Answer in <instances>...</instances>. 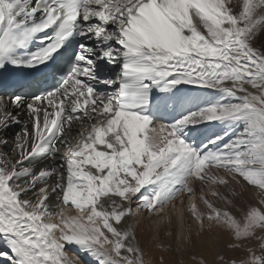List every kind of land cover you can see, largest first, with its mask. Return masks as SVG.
Segmentation results:
<instances>
[{"label":"snow or ice","instance_id":"snow-or-ice-1","mask_svg":"<svg viewBox=\"0 0 264 264\" xmlns=\"http://www.w3.org/2000/svg\"><path fill=\"white\" fill-rule=\"evenodd\" d=\"M233 182L242 217L203 191ZM182 194L201 230L264 229V0H0L5 264H146L125 218Z\"/></svg>","mask_w":264,"mask_h":264},{"label":"rangeland","instance_id":"rangeland-1","mask_svg":"<svg viewBox=\"0 0 264 264\" xmlns=\"http://www.w3.org/2000/svg\"><path fill=\"white\" fill-rule=\"evenodd\" d=\"M233 187L236 192L239 193V195L235 197L231 196V194L221 186L219 191L223 192L225 195H228L230 199H233L235 207H230L229 210L232 211L233 214H235L237 217H242L243 214L247 211L249 205L259 206L258 201L260 197L256 194V189L246 184L244 187H240L239 185L235 184V182H233ZM178 197H176V199L173 201L176 202L178 200ZM188 201L189 199L187 198L185 200V211L187 216L189 217V220H186L185 225H183V223L181 225L184 228L186 227V225L190 228L196 226L199 227V225L195 223L192 216L190 215V212L188 211L190 205V201ZM219 204L222 207L225 206L222 201L219 202ZM164 205L161 206L163 210L160 212H149L147 210H143L137 212L135 216H131V220L134 224L135 229L137 218H142V216H144V219L146 220V222H148V220H153L154 218L158 219L159 215H162L164 213L166 214L167 211H173L174 207L167 208L164 207ZM199 206L203 207L202 204ZM135 207L136 205L133 204V208ZM190 219H192L193 222H190ZM166 223L168 224H165V222L161 224V226L163 227L159 225L160 229L156 228L157 226H153L156 229L154 230V228H152L149 232V234L152 236H150V242L148 238V242L145 241V243H140V248L144 253L146 264H200L201 259L205 262V264H230V262L233 260L241 261L248 257V248H253L257 252V254H261L262 252L261 244L264 243V229H257L255 237L242 241H236L230 233L222 231L217 226H213L211 229H203L205 231H213L219 228L218 230L220 231V233L224 234V237H222V235L220 236V242L215 248L211 247V245L209 244V237L206 234H200V238H198L194 235L195 231L193 230L189 231L190 243H181V240H178L176 225L170 222ZM166 226H168L169 228H167ZM137 233L138 231L136 230V236L138 235ZM230 243H239L241 244V247L229 248L228 245ZM65 250L69 253V256L79 257L80 260L83 261V264H95V262L91 260L87 253H82L75 247H66ZM221 256L223 257V259H219V257ZM193 257H195V259H193ZM0 264H5V262H0Z\"/></svg>","mask_w":264,"mask_h":264},{"label":"bare ground","instance_id":"bare-ground-1","mask_svg":"<svg viewBox=\"0 0 264 264\" xmlns=\"http://www.w3.org/2000/svg\"><path fill=\"white\" fill-rule=\"evenodd\" d=\"M17 131H19V126H15V127H13V128H11V129L8 130L7 135H8L9 143H8L7 146H5V147L2 148V151L4 153H7L8 156H10V157L14 155V153L12 152V147H13V145L15 143V141H14V134ZM43 163H47V161L39 162L37 164V167L42 166ZM57 163H59L58 160H57ZM210 188H216V189L219 190L220 189V185H210L208 187H204L203 188V191H204V194L206 196L209 195ZM200 191H201V186L199 185V182H197L196 183V193H195L196 196H199ZM187 198L188 197L186 195L182 194L181 196H179L177 198L178 200L176 202L173 201V202H171L168 205H164V207L173 208L172 205L174 204L175 207H174L173 211H167L166 214L164 213L162 215H159L158 216V219H155L154 218L153 220H148V222H146V220L144 219V216H142V218H137L136 219L137 224H135L136 225V229H135L134 224H133V222L131 220V216L126 217L125 218V223H130V224L133 225V231H134L135 235H136V230L138 231V233H137L138 235L136 237H137V241H138L139 246H140V243H142V242H144V243H145V241L148 242V238H149V242H150V239H151L150 236L151 235L149 234V232H150V230L152 228H154L153 226H157L156 228H159L160 229V226H161V224L163 222H165V224H168L166 222H170V223H173L174 225H176V227H177V230L176 231L178 232V234H177L178 235V240L179 241L181 240V243L182 242L185 243V244L190 243V240H189V235H190L189 234V231L193 230V231H195L194 232V235L197 236L198 238H200L199 237L200 234H202V235L206 234L209 237L208 240H209V244L211 245V247H215L216 248L217 245L220 242V238H221L220 236L222 235V237H224V234L220 233V231L218 230L219 228L218 229H215L213 231H205V230H201L197 226L190 228V227H187V225H186L185 228L182 227L181 224L183 223V225H185L186 220L187 219L189 220V217L187 216L186 211H185V207H186L185 206V200ZM209 198L212 199V197H210V196H209ZM196 202H197L198 205H201V202L199 200H197ZM66 211L70 215H76L77 214L76 210L74 208H72V207H69L68 209H66ZM190 220H191L190 222H193L192 219H190ZM161 227H163V226H161ZM166 227L169 228L168 226H166ZM156 228H154V230ZM171 228H172V226H171ZM162 230H163V228H162ZM153 233H156V232H153ZM191 234H192V232H191ZM185 236H188V239H185L184 238ZM181 243H180V245H181ZM0 262H5V261H4L3 258H0Z\"/></svg>","mask_w":264,"mask_h":264}]
</instances>
